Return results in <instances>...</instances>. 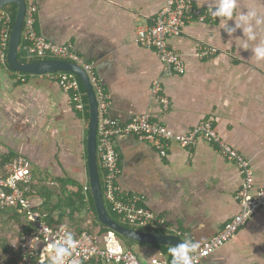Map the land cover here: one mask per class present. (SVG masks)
<instances>
[{
    "label": "crops",
    "instance_id": "1",
    "mask_svg": "<svg viewBox=\"0 0 264 264\" xmlns=\"http://www.w3.org/2000/svg\"><path fill=\"white\" fill-rule=\"evenodd\" d=\"M164 3L36 0L35 27L55 43L70 44L93 64L106 94V107L99 106V115L126 122L148 113L175 134H186L209 120L221 142L246 162L253 188L263 187L264 60L251 56V49H239L242 30L229 37L219 19L192 20L168 40L184 60V71L166 72L154 50L136 41L137 28L152 24ZM193 3L203 9L211 0ZM252 7L264 14V0H240L237 13ZM261 39L264 24L257 28V41L247 43L251 48ZM205 47L215 52L198 57ZM155 81L168 100L166 107L151 91ZM0 105L13 117L14 126L0 124V154L12 150L26 156L32 177L88 181L84 111H76L70 95L55 80L47 74L24 76L0 63ZM114 143L121 168L115 179L120 194L137 196L139 205L164 220V226L145 227L148 231L163 230L202 245L239 212L235 196L244 168L226 158L216 142L200 137L187 147L167 142L164 156L154 144L134 135H118ZM139 247L137 255L144 264L159 253L168 255V250ZM199 264H264V206Z\"/></svg>",
    "mask_w": 264,
    "mask_h": 264
},
{
    "label": "built area",
    "instance_id": "2",
    "mask_svg": "<svg viewBox=\"0 0 264 264\" xmlns=\"http://www.w3.org/2000/svg\"><path fill=\"white\" fill-rule=\"evenodd\" d=\"M25 14L22 25L20 45L22 50L30 55H51L57 59L69 60L79 64L87 73L94 89L99 106L106 107V94L94 72L93 64L72 50L70 44H58L36 30V0H24ZM209 12L208 7L199 8L193 0H165V3L152 24L140 25L136 30L137 43L145 48L154 50L159 60L164 64L166 72L182 73L185 68L181 55L169 45V37L179 34L181 26L192 20L205 21L216 20ZM11 18L8 12L0 10V63H5V49L7 48ZM215 52L213 47H205L198 51L200 58L208 57ZM51 80H55L60 88L70 94V100L78 111H83V105L79 97L78 83L73 74L69 72L48 73ZM151 91L158 95L164 107L168 100L161 92L159 81L152 84ZM118 135H134L154 144L162 156L166 154L167 142H177L183 147L193 145L200 137L207 141H213L220 145L221 153L230 160L244 168V178L240 189L236 193V200L240 206L239 212L234 214L221 230L206 242L199 250L198 262L208 256L213 250L229 241L247 222V220L259 208L264 206V186L253 188V174L247 168L246 162L236 150L224 144L215 133L209 120H205L186 134H175L164 124L154 121L150 114L145 113L132 117L126 122L99 115L97 128V161L105 171L102 195L104 202H108L111 210L118 217L134 226H164V220L152 210L139 205L137 196H124L120 194L115 182L121 172L119 156L115 149V137ZM31 163L24 155H18L6 162L0 171V207H21L27 212L29 220L35 223V229L29 235L21 236L11 243V256L18 264H48L47 257L50 253L43 251L49 241V232L55 239H59L67 232L64 226L50 227L41 219V215L30 209L31 200L26 197L27 184L30 182ZM43 225V228H42ZM44 229H48L46 232ZM77 247L73 251V258L79 263L89 261L94 257L101 258L107 264H143L139 257L131 250L123 248L115 234L111 231L97 236L92 233L82 232L73 236ZM16 243V244H15ZM15 244V245H13ZM147 264H169L167 258L161 253L152 256Z\"/></svg>",
    "mask_w": 264,
    "mask_h": 264
},
{
    "label": "trees",
    "instance_id": "3",
    "mask_svg": "<svg viewBox=\"0 0 264 264\" xmlns=\"http://www.w3.org/2000/svg\"><path fill=\"white\" fill-rule=\"evenodd\" d=\"M9 13L11 18V28L16 13L14 4L5 5L0 8ZM197 21V20H194ZM210 21V20H205ZM203 22V21H202ZM11 30V29H10ZM7 49H5V53ZM17 59L21 62H31L37 60H54L57 59L51 55H30L22 50L19 46L17 50ZM5 66L8 67L5 60ZM24 76H30L27 73L17 72ZM78 83V94L83 105L84 117L88 120L87 112V97L85 88L81 79L77 74L72 73ZM70 95V94H69ZM77 111V110H76ZM87 131V123H86ZM85 142V141H84ZM20 154L9 150L7 153L0 154V171L3 165ZM98 174L101 188L103 187L105 171L98 163ZM34 176V175H33ZM28 191L26 197L31 200L32 211H36L41 215V219L50 227L56 228L64 226L67 232L73 236H78L82 232H88L101 236L110 230L100 223L96 217L93 198L88 188L89 182L85 184L79 179L71 176H34L31 177L27 184ZM35 198L34 200H32ZM105 208L108 214L116 221L134 229L146 230L145 227L130 225L122 221L118 215L113 212L105 200ZM35 223L28 219L27 212L21 207H0V264H18L11 256V243L17 241L23 235H29L35 229ZM156 232L164 233L163 230H155ZM122 246L134 252V246L139 243L114 233ZM161 249V247L169 246H151ZM170 248V247H169ZM166 252V251H165ZM168 253V252H167ZM136 254V253H135ZM137 255V254H136ZM138 256V255H137ZM168 262L171 261V256H166ZM79 264H107L99 257H94L89 261H84Z\"/></svg>",
    "mask_w": 264,
    "mask_h": 264
},
{
    "label": "water",
    "instance_id": "4",
    "mask_svg": "<svg viewBox=\"0 0 264 264\" xmlns=\"http://www.w3.org/2000/svg\"><path fill=\"white\" fill-rule=\"evenodd\" d=\"M10 4L16 6V13L7 45L6 62L8 69L13 72H22L29 75H44L53 72H72L78 75L85 88L88 112L87 131L85 136V165L89 182L88 188L93 198L98 221L106 226L111 232L129 238L142 245L172 247L175 244H178L182 239L176 234L134 229L119 223L108 214L102 196L97 164L96 141L99 120L98 100L88 75L79 64L69 60L54 59L31 62L19 61L17 59V50L21 40L25 3L24 0H0V8ZM12 123L13 117H11L7 111H5V108L3 109V106L0 105V124L13 126ZM123 248L125 247L123 246Z\"/></svg>",
    "mask_w": 264,
    "mask_h": 264
},
{
    "label": "clouds",
    "instance_id": "5",
    "mask_svg": "<svg viewBox=\"0 0 264 264\" xmlns=\"http://www.w3.org/2000/svg\"><path fill=\"white\" fill-rule=\"evenodd\" d=\"M239 3L240 0H211V3L207 6L208 12L213 18H218L221 21L220 28L229 37H232L233 33L238 29L242 30L243 38L241 39L244 42L240 44L239 49H251V56H254L257 61L264 60V39L259 40L251 48L247 43L249 41H257V28L264 24V14L254 7L243 9L237 13ZM229 21H234V24L230 25ZM69 73L72 74V72ZM102 190L103 187L101 188ZM44 231L48 232L49 230L44 229ZM76 247L77 242L72 233L65 232L59 239H55L49 232V241L46 242L43 251L50 253L47 257L48 264H79V261L73 258V251ZM200 247L199 240H193L190 237L180 240L178 244L168 249V253L171 256L170 264H199L197 256Z\"/></svg>",
    "mask_w": 264,
    "mask_h": 264
},
{
    "label": "rangeland",
    "instance_id": "6",
    "mask_svg": "<svg viewBox=\"0 0 264 264\" xmlns=\"http://www.w3.org/2000/svg\"><path fill=\"white\" fill-rule=\"evenodd\" d=\"M139 246H148V245H142V244H140V245H136L135 244V246H134V252L136 253V254H138L139 252H140V248L141 247H139ZM148 248H150L151 249V246H148ZM169 249V247H161V251H166L167 252V250Z\"/></svg>",
    "mask_w": 264,
    "mask_h": 264
}]
</instances>
